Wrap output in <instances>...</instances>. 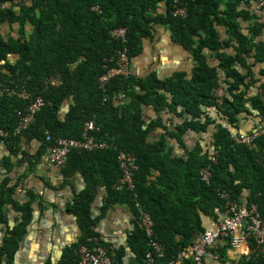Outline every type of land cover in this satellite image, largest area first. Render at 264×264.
I'll use <instances>...</instances> for the list:
<instances>
[{"label": "trees", "instance_id": "trees-1", "mask_svg": "<svg viewBox=\"0 0 264 264\" xmlns=\"http://www.w3.org/2000/svg\"><path fill=\"white\" fill-rule=\"evenodd\" d=\"M249 3L250 0H189V15L183 18L172 14V0H0V143L11 152L4 166L9 171L25 161L34 166L46 157L57 139H80L89 121L99 128L93 133L96 141L107 144L104 149L73 151L62 169L66 183L82 174L87 185L67 206L77 218L82 236L65 249L60 264H78L76 250L82 246L105 248L115 264H125V248H114L98 239L95 232L105 215L94 218L92 212L101 187L107 193L105 209L127 206L137 217L128 238L135 254L131 264H147L146 255L151 251L139 207L154 222V238L165 251L159 263L164 264L175 261L205 232L202 213L217 219V208L226 212L220 193L240 202L243 191L248 190L247 207L256 206L264 216V135L257 137L251 147L239 145L225 126L227 123L239 130L243 115L264 121V84L254 96L248 93L257 82L249 60L264 65V46L255 43L264 26L247 8ZM162 4L169 6L166 15L159 12ZM155 25L169 27L174 40L192 54L198 65L192 79L184 75L165 80L114 77L106 90L101 88L98 79L105 73L104 65L121 48L111 31L127 29L126 47L132 59L142 52L143 40L152 35ZM245 25L248 27L244 29ZM4 26L9 28L5 34L1 32ZM220 29L226 31V39ZM228 50L235 55H228ZM13 55L16 61L10 59ZM211 59L219 66H213ZM52 76L61 77L58 86L45 84L46 78ZM259 76L264 77V69ZM22 88L33 96H42L45 104L29 127L17 133L28 101L8 94L7 89ZM221 88L225 95L219 103L214 91ZM119 93L126 96V101L115 107L112 98ZM66 102H70V108L62 117ZM148 107L158 113L170 110L185 119L177 127L165 126L161 117L149 124L145 115ZM213 108L220 122L210 115ZM212 126L214 151L203 152L197 146L187 159L173 157L165 137L158 142L152 140L160 127L168 131L167 135L180 139L188 131L206 133ZM33 142L39 145L35 155L22 151V143ZM122 151L138 158L135 191L116 189L122 178ZM20 154L22 160L14 162L12 157ZM205 167L212 173L209 184L200 176ZM8 183L9 180L0 184V226L7 222V204H14L22 212V222L6 240L0 264L5 257L12 263L32 221L33 204L40 199L31 191L28 201L19 205L16 187ZM223 240L225 255L232 240ZM250 241L255 255L242 264H264V248H259L254 239ZM184 264H194V260L189 258Z\"/></svg>", "mask_w": 264, "mask_h": 264}, {"label": "crops", "instance_id": "crops-1", "mask_svg": "<svg viewBox=\"0 0 264 264\" xmlns=\"http://www.w3.org/2000/svg\"><path fill=\"white\" fill-rule=\"evenodd\" d=\"M258 3L259 0H250L247 6L252 13L256 14L257 18L259 16ZM247 8L245 7V9ZM168 9V5L162 4L159 12L166 15ZM246 27L248 25H245L244 29ZM220 32L223 38L226 39V31L220 29ZM255 43L264 46V31L255 39ZM227 54L235 55L233 50H228ZM207 55L211 56L212 54L207 53ZM210 61L216 67L220 64L216 60L211 59ZM131 62V77H156L160 80L178 75H184L188 79H192L195 69L198 67L192 54L174 40L169 27L160 25L153 26L152 35L143 40L142 52L134 56ZM248 64L252 66L254 78L257 80L248 91L250 96H254L259 93L260 84H264V77L259 76V72L264 69V65H256L254 60H249ZM238 70L242 74L245 73L240 67ZM221 76H223V73H221ZM69 104L70 102L64 104L61 111L62 117L66 115L65 110L70 108ZM209 113L212 118L220 122V116L215 108L209 110ZM145 115L149 124L161 117L167 127H177L185 119L170 110L158 113L154 107L146 108ZM225 126L230 129L234 136L237 134L246 135L253 132L254 129L264 128V121L260 117L243 115L241 116L239 130L234 129L227 123H225ZM213 131V126L206 133L188 131L178 139L167 135L168 131L160 127L153 134L152 140L158 142L165 137L169 143L172 156L187 159L188 153L197 146H200L203 152L212 153L214 151ZM38 147L37 142L29 145L25 143L23 145L22 143V151L28 153V155H35ZM10 153L8 146L0 143V184L9 180V187H16L15 199L19 205L28 201L29 192L31 191L39 195L40 199L33 204L32 221L27 227L26 234L20 242L19 250L16 252L12 263H9L7 257H5L3 264H60L65 249L76 244L82 236L78 220L68 212L67 206L72 203L78 193L85 189L86 181L82 174H77L66 183L63 179L62 170L55 167L47 157L34 166H30L29 162L25 161L22 166L9 171L4 166V160L10 156ZM22 157L23 155L20 154L18 157H12V159L14 162H18L22 160ZM155 176H157V172H154L153 177ZM106 194V189L101 187L92 205L94 218L105 214L96 225L95 232L99 236L98 239L112 244L114 248L124 247L126 250L124 262L125 264H131V259L135 257V254L128 245V238L129 234L135 229L137 217L127 206L116 205L105 209ZM249 195L250 192L244 190L242 199H240L241 203H238L247 207ZM140 209L142 208L139 207ZM5 211L7 222L0 226V262L2 248L6 240L22 222V212L14 204H7ZM216 213L218 214L217 219L211 215L201 214L202 226L205 231L216 229L225 218V214L219 208L216 209ZM225 242L222 239L208 250L205 264H242L246 259L255 255L251 241L240 246H234L231 243V246L225 249V255H222Z\"/></svg>", "mask_w": 264, "mask_h": 264}, {"label": "built area", "instance_id": "built-area-1", "mask_svg": "<svg viewBox=\"0 0 264 264\" xmlns=\"http://www.w3.org/2000/svg\"><path fill=\"white\" fill-rule=\"evenodd\" d=\"M175 16L186 18L189 7L188 0H173ZM258 20L257 23L264 26V0L258 3ZM112 37L119 42L121 48L116 55L106 61L103 73L98 81L100 87L105 89L110 80L114 77H131V58L128 54L126 45L128 44V31L126 28H118L111 32ZM60 76L48 77L45 83L50 86H58L61 83ZM8 94L19 97L28 101V104L21 115V121L17 127V133L27 129L35 120L37 113L44 106L45 101L42 96H33L27 89H7ZM217 100L221 103L225 95V89L215 90ZM126 101V96L119 93L112 98V104L115 107L121 106ZM99 131L94 121L86 122L80 139L59 138L54 146L47 152L48 160L58 169H63L69 160L73 151H92L94 149H104L107 144L96 141L94 132ZM5 134V133H4ZM260 135H264V128L254 129L250 134H240L234 136L235 143L239 145L252 146L254 140ZM215 162V157L212 158ZM119 163L122 171V178L116 185L118 191H135L137 188L136 175L140 169L138 158L134 153L122 151L119 155ZM201 179L207 184L210 183L212 173L209 167H205L200 172ZM225 200L226 212L225 218L214 230L205 231L195 244L182 251L175 261L167 264H184L189 258L194 260V264H205V257L208 250L214 247L220 240L226 237H232L234 246L243 245L254 239L259 248H264V216L254 206L244 207L234 200L227 193H220ZM139 217L147 236L150 238L149 245L151 251L146 255L147 264H164L159 263L165 257L163 246L154 238V222L150 215L143 209L139 210ZM263 250V249H260ZM78 264H115L114 259L110 256L107 249L97 248L95 250L82 246L76 250Z\"/></svg>", "mask_w": 264, "mask_h": 264}, {"label": "clouds", "instance_id": "clouds-1", "mask_svg": "<svg viewBox=\"0 0 264 264\" xmlns=\"http://www.w3.org/2000/svg\"><path fill=\"white\" fill-rule=\"evenodd\" d=\"M188 7H189V0H188ZM175 8H174V4H173V0H172V14L175 16ZM188 15H189V12H188ZM176 17H178V16H176ZM115 30V29H114ZM113 31V30H112ZM111 31V32H112ZM11 57H13L14 59H15V61H16V56L15 55H13V56H10V59H11ZM12 61H13V59H12ZM48 78V77H47ZM46 78V79H47ZM46 84V83H45ZM224 89V88H223ZM62 170V169H61Z\"/></svg>", "mask_w": 264, "mask_h": 264}, {"label": "rangeland", "instance_id": "rangeland-1", "mask_svg": "<svg viewBox=\"0 0 264 264\" xmlns=\"http://www.w3.org/2000/svg\"><path fill=\"white\" fill-rule=\"evenodd\" d=\"M1 32H2L3 34H5V33L9 32V28H8L7 26H4V27L1 29ZM13 34H15V32H14ZM11 59H13V61H15V59H14L13 57H11Z\"/></svg>", "mask_w": 264, "mask_h": 264}]
</instances>
